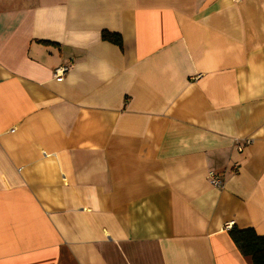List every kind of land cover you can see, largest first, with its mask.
<instances>
[{"label": "crops", "instance_id": "0c3cea01", "mask_svg": "<svg viewBox=\"0 0 264 264\" xmlns=\"http://www.w3.org/2000/svg\"><path fill=\"white\" fill-rule=\"evenodd\" d=\"M232 229L264 237V0H0V264H252Z\"/></svg>", "mask_w": 264, "mask_h": 264}, {"label": "trees", "instance_id": "16d2710c", "mask_svg": "<svg viewBox=\"0 0 264 264\" xmlns=\"http://www.w3.org/2000/svg\"><path fill=\"white\" fill-rule=\"evenodd\" d=\"M101 39L119 48L122 47L119 34L103 31ZM229 234L241 253L251 257L252 264H264V237L257 236L252 229H232Z\"/></svg>", "mask_w": 264, "mask_h": 264}, {"label": "built area", "instance_id": "2783aa9c", "mask_svg": "<svg viewBox=\"0 0 264 264\" xmlns=\"http://www.w3.org/2000/svg\"><path fill=\"white\" fill-rule=\"evenodd\" d=\"M235 2H239L241 0H234ZM66 71V68H58L55 70L54 75L55 77H57L58 79L62 78L64 75V72ZM251 140L250 139H244L243 141H235V148L238 151H242L245 147H247L248 145H250ZM207 180L209 182V184L216 188V189H222L223 188V181L220 178L219 175L215 174L214 172H209L207 174Z\"/></svg>", "mask_w": 264, "mask_h": 264}]
</instances>
